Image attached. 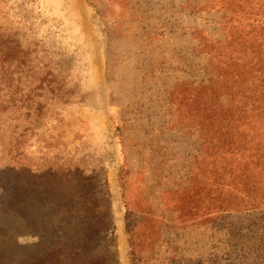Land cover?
Returning <instances> with one entry per match:
<instances>
[{
	"label": "rangeland",
	"instance_id": "rangeland-1",
	"mask_svg": "<svg viewBox=\"0 0 264 264\" xmlns=\"http://www.w3.org/2000/svg\"><path fill=\"white\" fill-rule=\"evenodd\" d=\"M261 26L264 0H0V264H239L196 95Z\"/></svg>",
	"mask_w": 264,
	"mask_h": 264
},
{
	"label": "trees",
	"instance_id": "trees-1",
	"mask_svg": "<svg viewBox=\"0 0 264 264\" xmlns=\"http://www.w3.org/2000/svg\"><path fill=\"white\" fill-rule=\"evenodd\" d=\"M260 30L264 33L262 26ZM247 43L237 39L229 45L233 50L210 60V79L196 95L198 146L201 159H215L221 175L227 171L234 183L230 196L234 201H221L218 209L252 212L238 226V240L245 249L239 264H264V34ZM85 224L87 246L101 229L91 218ZM131 235L133 256L136 240Z\"/></svg>",
	"mask_w": 264,
	"mask_h": 264
}]
</instances>
